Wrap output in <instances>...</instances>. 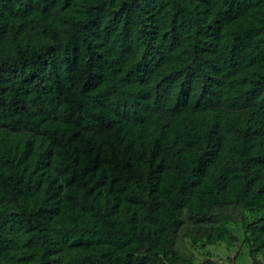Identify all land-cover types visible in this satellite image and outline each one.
Segmentation results:
<instances>
[{"label":"trees","instance_id":"trees-1","mask_svg":"<svg viewBox=\"0 0 264 264\" xmlns=\"http://www.w3.org/2000/svg\"><path fill=\"white\" fill-rule=\"evenodd\" d=\"M257 1L261 17L240 25ZM111 3L0 0V37L14 43L0 54V205L13 204L0 210V264L16 247V264H174L183 210L194 223L210 220L211 206L264 211V0ZM26 22L43 37L36 45L22 44ZM224 107L245 111L236 160L218 163L216 123L201 132L190 122L194 153L166 136L186 109ZM151 122L153 143L133 151L134 130ZM63 185L83 190V210L49 226ZM113 187L126 206L98 198ZM246 233L254 252L264 249V220ZM189 238L232 241L226 227ZM62 244L79 255L60 262Z\"/></svg>","mask_w":264,"mask_h":264},{"label":"rangeland","instance_id":"rangeland-1","mask_svg":"<svg viewBox=\"0 0 264 264\" xmlns=\"http://www.w3.org/2000/svg\"><path fill=\"white\" fill-rule=\"evenodd\" d=\"M106 1H108V3L112 1V9L118 10L119 5L123 0ZM75 3V5L69 7V10L72 13L79 14L81 10H83L82 5L84 3L82 1ZM262 9V4L258 1L255 2L250 12L238 18L237 22L242 25L246 24L249 20H257L262 15ZM47 18L55 23L53 17L48 15ZM19 37L21 38L23 45H36L43 39V37L40 34H37L28 23L20 32ZM13 47L14 43L8 35L0 37V54L12 51ZM190 122L201 132L205 130L208 125L216 123L221 132L224 133L217 160L218 163L226 165L238 158V142L240 137L238 129H243L245 126L244 110L235 111L228 107H224L217 112L196 116L192 115L188 109H186L183 113L177 115L174 118L172 128L167 131L166 136L169 140L175 139L178 147H186V149L194 153L199 150V147L195 144H186L184 137V131L188 129ZM257 125L262 131L261 147H264V118H262ZM134 131L135 135L133 136L132 134L131 140L133 151H136L140 145L148 148L153 143L155 135L158 133V129L153 122ZM4 135L5 134L0 131V138ZM8 138L10 140L16 138L23 139L25 138V133H9ZM103 167L104 166L102 165L100 169H103ZM104 170L106 169L104 168ZM49 172L51 173V176L56 177V172L53 169H50ZM96 192L97 190L93 192V195H95ZM82 195L83 190L80 187L63 185L59 190L58 200L56 202L58 208L57 215L53 216L52 219L48 221V225H55L59 220L67 223L68 218L62 214L63 211H70L75 214L82 212L83 209L80 204H78V200ZM98 198L101 201L105 198H116L119 201L121 208L126 206L122 193L116 187H113L111 190H106L105 188L102 189ZM12 209L13 204L9 201L0 205V210L10 212ZM185 211L186 210H183L181 213L183 224L178 230L173 246L177 257L174 260V264H203L206 261H212L216 264H264V249L254 252L246 233L247 227L264 220V211L243 209L240 204L211 206L209 210V213L212 216L211 219L199 223H194V221L189 220ZM216 227H226L228 230V236L232 239L230 244L223 241L216 244H208L206 240L193 243L189 238V234L192 232L193 228H203L212 233ZM12 252H15V255H18V248L16 247L13 249L10 254H8V252L3 254L1 257V264H16L19 261L16 256H12ZM79 253V249L62 244L54 257L60 262H64L76 257ZM160 255L163 256L161 253Z\"/></svg>","mask_w":264,"mask_h":264}]
</instances>
